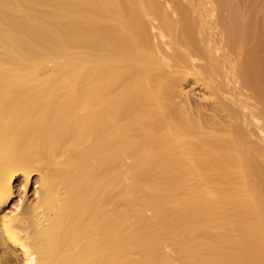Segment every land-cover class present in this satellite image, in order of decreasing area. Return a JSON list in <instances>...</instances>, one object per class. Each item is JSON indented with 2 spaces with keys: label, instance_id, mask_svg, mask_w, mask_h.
Here are the masks:
<instances>
[{
  "label": "bare ground",
  "instance_id": "bare-ground-1",
  "mask_svg": "<svg viewBox=\"0 0 264 264\" xmlns=\"http://www.w3.org/2000/svg\"><path fill=\"white\" fill-rule=\"evenodd\" d=\"M0 264H264V0H0Z\"/></svg>",
  "mask_w": 264,
  "mask_h": 264
},
{
  "label": "rangeland",
  "instance_id": "rangeland-1",
  "mask_svg": "<svg viewBox=\"0 0 264 264\" xmlns=\"http://www.w3.org/2000/svg\"><path fill=\"white\" fill-rule=\"evenodd\" d=\"M186 92H188V97L190 98L191 102L194 104H200V100L203 97L204 91L202 88L198 85L188 84L186 86ZM37 185L32 184L28 188H23L20 184L16 185V194H15V200H25L27 203L32 202L36 199L38 194H35V189Z\"/></svg>",
  "mask_w": 264,
  "mask_h": 264
}]
</instances>
